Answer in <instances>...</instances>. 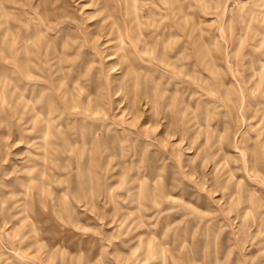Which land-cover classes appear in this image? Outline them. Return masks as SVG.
Masks as SVG:
<instances>
[{
	"label": "rangeland",
	"instance_id": "1",
	"mask_svg": "<svg viewBox=\"0 0 264 264\" xmlns=\"http://www.w3.org/2000/svg\"><path fill=\"white\" fill-rule=\"evenodd\" d=\"M0 264H264V0H0Z\"/></svg>",
	"mask_w": 264,
	"mask_h": 264
},
{
	"label": "bare ground",
	"instance_id": "2",
	"mask_svg": "<svg viewBox=\"0 0 264 264\" xmlns=\"http://www.w3.org/2000/svg\"><path fill=\"white\" fill-rule=\"evenodd\" d=\"M115 25V24H114ZM110 26V25H109ZM130 27V26H129ZM116 28V27H115ZM121 28V27H120ZM109 29V28H108ZM117 30V29H116ZM115 30V31H116ZM122 31V30H121ZM114 33V32H113ZM119 35V34H118ZM137 35V34H136ZM112 42V41H111ZM119 42H120V40H119ZM122 43H123V40H121V42L119 43V46H118V48L120 49L121 47H122ZM122 49V48H121ZM43 135H47L48 134V125L47 124H45V126L43 127Z\"/></svg>",
	"mask_w": 264,
	"mask_h": 264
}]
</instances>
